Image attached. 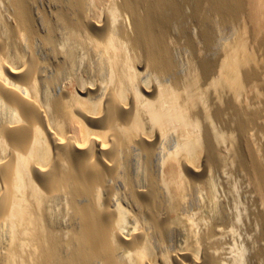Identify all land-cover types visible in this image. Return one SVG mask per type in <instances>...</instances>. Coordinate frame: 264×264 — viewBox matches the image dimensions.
<instances>
[{
  "label": "bare ground",
  "instance_id": "1",
  "mask_svg": "<svg viewBox=\"0 0 264 264\" xmlns=\"http://www.w3.org/2000/svg\"><path fill=\"white\" fill-rule=\"evenodd\" d=\"M244 3L0 0V264H261L264 158L258 203L221 178L256 72L209 20Z\"/></svg>",
  "mask_w": 264,
  "mask_h": 264
},
{
  "label": "rangeland",
  "instance_id": "2",
  "mask_svg": "<svg viewBox=\"0 0 264 264\" xmlns=\"http://www.w3.org/2000/svg\"><path fill=\"white\" fill-rule=\"evenodd\" d=\"M195 17L192 15L191 18ZM237 17L233 21H221L216 17L210 18V26L212 31H223L224 37H228L231 31H237L240 67L242 70L252 68L256 72V76L245 83V86L241 90L239 101L241 107L243 106V110H250L245 108L247 107L246 105H249L250 108L259 109L261 113L254 124L249 123L247 117L244 116L245 130L237 140V162H233L229 169L231 171L223 173L221 178H227V180L223 179L228 181L227 184L226 181L222 182L226 191L234 194L237 193L238 196L240 194V201L244 199L243 201L246 200L248 202L250 199L258 203L260 190L256 179L257 172L254 170L252 163L264 158V131H262L264 129V0H245ZM184 26L186 31H194V28L192 29L188 25L187 20L180 24V28H184ZM245 52L252 54L253 60L245 61L243 57ZM239 159H242V164H240L241 160ZM231 178L235 180L233 181ZM239 189L241 193L238 192ZM242 191L245 193H242ZM247 194L252 198L248 196L246 198ZM239 239L237 238V240ZM263 262L264 260L261 261V264H264Z\"/></svg>",
  "mask_w": 264,
  "mask_h": 264
}]
</instances>
